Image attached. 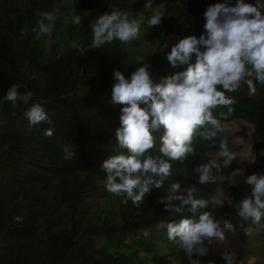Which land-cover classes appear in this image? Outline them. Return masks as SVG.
I'll return each instance as SVG.
<instances>
[{"label": "trees", "instance_id": "1", "mask_svg": "<svg viewBox=\"0 0 264 264\" xmlns=\"http://www.w3.org/2000/svg\"><path fill=\"white\" fill-rule=\"evenodd\" d=\"M224 2L152 0L153 8L164 13L160 25L149 29L142 24L138 39L131 44L114 40L80 55L71 42L83 37L90 43L89 24L96 16L118 9L129 12L131 18L148 17L152 10L145 8L146 0H73L70 16L81 15L82 24L74 26L69 20L59 28L57 22L53 31L56 42L49 46L36 40L34 33L29 31L25 36L21 30L33 26L37 10L51 11L60 0H0V264H174L180 249L168 239L166 229L157 228L161 221L181 218L172 216L159 202L168 195L172 183H179L181 190L195 187L197 198L206 200L218 187L229 189L231 204L226 199L222 207L210 205L200 211L234 225L232 236L241 246L234 264H250L252 258L264 254V228L251 225L250 236L240 229L236 205L250 189L243 181L235 186L230 183L238 163L224 166L221 162L223 171L216 184L198 183L194 169L215 158L201 155L219 151V138L214 146L196 138L195 153L184 163L171 161L173 175L163 188L153 189L140 207L125 196L119 199L118 214L100 211L99 205L113 196L105 190L103 162L119 152L127 154L115 136L123 105L112 103L114 72L119 70L130 78L137 68L148 64L153 82L160 83L186 70L187 65L171 67L167 54L180 39L192 35L199 38L207 8ZM227 2L235 6L237 0ZM164 42L168 48L161 51ZM141 50H146L145 60L137 64ZM13 84L20 85L21 93H33V101L42 103L51 125L30 127L22 103L13 115L10 103L3 101ZM256 87L252 96L246 86L228 93L235 97L234 111L221 120H244L253 127L256 153L247 176L264 174V155L260 154L264 150V85L257 83ZM221 110L227 111L216 109L214 115ZM48 127L54 128L50 137L44 135ZM246 130L244 127L243 137ZM163 134V127L153 132L154 156L160 154ZM221 138L234 149L227 132L223 131ZM63 145L76 152L71 161L64 159ZM185 215L191 213L185 211ZM193 258L200 259L201 264H226L209 250L207 256Z\"/></svg>", "mask_w": 264, "mask_h": 264}, {"label": "clouds", "instance_id": "2", "mask_svg": "<svg viewBox=\"0 0 264 264\" xmlns=\"http://www.w3.org/2000/svg\"><path fill=\"white\" fill-rule=\"evenodd\" d=\"M72 6V0H60L51 11L37 10L33 26L22 29V35L26 36L30 31L36 40H43L45 46L55 43L53 31L61 19V9ZM145 8L152 10L151 15H141L140 19L131 18L129 12L118 9L96 16L89 24L90 43H85L81 37L73 40L71 47L83 55L89 49L114 40L131 44L138 39L142 24L146 23L151 29L160 25L164 17L162 11L153 8L152 0H146ZM83 19L74 13L65 17L64 23L70 20L72 25L79 26ZM204 19V32L199 38L192 35L180 39L167 54L171 67L187 65L186 70L163 78L160 83L153 82L148 64L137 68L130 78L119 70L114 72L112 103L123 105L121 126L116 129L115 136L127 154L119 152L103 162L102 170L106 173L104 186L107 192L125 196L137 207L144 203L153 189L163 188L173 175L171 161L184 163L195 153L193 142L196 138L208 141L212 146L219 138V159H209L194 169L199 184H216L218 174L223 171L222 163L228 166L237 157L227 140L221 138L224 131L221 120L232 115L236 103L235 97L227 94L246 86L248 95L252 96L257 92V83L264 85V0H256L254 4L237 0L235 6L225 0L224 3L210 5ZM167 48L168 44L164 42L160 50ZM193 55L195 63H192ZM144 60V57H137V64ZM19 88L20 85L13 84L3 97V101L10 103L13 115L22 103L26 106L23 116L30 127L51 125L52 120L42 103L33 101L31 91L21 93ZM216 109L227 111L221 110L214 115ZM161 127L164 134L160 137V154L154 156L151 154L156 146L153 132ZM53 134V127L44 131L45 136ZM62 149L64 159L71 161L75 158L76 152L70 145H63ZM260 154L264 155V150ZM245 171L240 168L233 170L234 179L230 183L235 186V177L239 176L250 189V194L236 205L240 229L250 236L253 232L251 225L264 228V223H261L264 220V174L245 176ZM167 191L168 195L159 202L172 216L181 218L161 221L157 228L167 230L168 239L183 251L189 264H201L200 259L193 257L207 256V244L213 241L226 243V233H234L236 229L227 220L221 226L211 213L200 210L210 205L222 207L226 199L229 204L232 201L220 187L216 190L219 195L208 200L197 198L195 187L184 189L186 195H177L181 191L179 183H172ZM173 201L180 203L174 204ZM185 211L191 216H186ZM144 234L148 235L147 232ZM221 258L226 264H234L233 254L228 251Z\"/></svg>", "mask_w": 264, "mask_h": 264}, {"label": "rangeland", "instance_id": "3", "mask_svg": "<svg viewBox=\"0 0 264 264\" xmlns=\"http://www.w3.org/2000/svg\"><path fill=\"white\" fill-rule=\"evenodd\" d=\"M210 2H216V0H208ZM72 5H73V0H72ZM72 13V7L71 8H62L61 9V19L58 21V26L59 28L62 27L64 23V18L69 17L70 14ZM146 55V50L145 52L143 50L139 51L137 53V57H145ZM222 126L224 128V131L227 132L231 136V141L234 145V149L231 150L237 157L234 161L238 163V168L240 169H246L244 175L247 176L248 171L252 168V165L254 163L255 159V143L257 141L256 136L253 134V127L252 125L248 124L244 120H232V121H227V122H221ZM244 127H247L246 130V136H242V132L244 131ZM218 152H206L202 154V157H215L218 158ZM222 162V161H221ZM232 179H234L233 176H231ZM235 180L238 182L243 181L241 177L237 176L235 177ZM189 188L185 187L183 188L177 195L179 194H185L183 192L184 189ZM225 190V195L229 197L230 195V190L229 189H224ZM219 193L214 192L210 194L208 199H211L213 197L218 196ZM122 196H112L110 200H101L100 201V211L103 212H108L110 215L112 214H118L120 211V206L118 205L119 199ZM179 201H176V204H179ZM214 206V205H212ZM221 222V226H223V222L225 219L218 218L216 219ZM233 233H226V243H218L213 241L211 244H207L208 250L212 252L219 260L224 261L221 258V255L225 252L228 251L231 254H233V258L236 257L237 252L240 251V244H238L235 240V238L232 236ZM174 264H188L187 257L184 255L182 250H179L177 252V255H175L174 258ZM225 262V261H224ZM250 264H264V254L263 255H257L255 258H252L250 260Z\"/></svg>", "mask_w": 264, "mask_h": 264}]
</instances>
